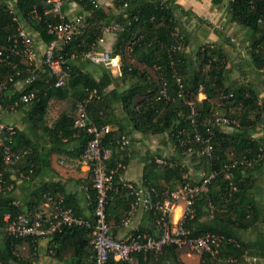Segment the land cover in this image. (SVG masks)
Masks as SVG:
<instances>
[{"label": "trees", "instance_id": "obj_1", "mask_svg": "<svg viewBox=\"0 0 264 264\" xmlns=\"http://www.w3.org/2000/svg\"><path fill=\"white\" fill-rule=\"evenodd\" d=\"M223 1L212 0V3L218 6ZM10 2H0V42L8 44V38H15L21 23L42 42L50 44L54 40L48 34V28L59 20L45 14L50 9L45 0H15L12 2L14 13L10 12ZM74 2L85 15L84 27L70 43L61 47L60 53L67 57L80 55L94 45L101 50L98 42L105 41L110 27L119 25L122 30L111 32L116 42L110 51H106L120 56L122 65L119 73L114 75L103 66L78 57L69 61L71 79L68 85L55 88V78L46 67H41L34 76L20 57L10 58L16 67L0 62V83L7 86L0 98V125L4 126L0 131L2 264H35L39 261L41 240L48 241L47 254L57 262L96 264L91 245L92 228L65 223L57 226L61 219L56 218L55 210V206L70 209L77 219L93 226L96 224L98 200L91 172L88 171L86 177V181L90 179L85 184L86 194L69 193L61 180L47 183L40 179L53 155L64 154L70 162L76 160L73 162L76 163L85 153L91 136L87 129L74 128L76 104L79 101L85 104L92 95L87 106L91 123L99 128H111L104 138L103 148L111 151L108 168L115 173L113 187L106 198V217L112 232L128 220L139 192L122 178L133 154V145L122 149V137L133 144L135 133L147 138L162 136L164 146L169 150L173 148V153L167 157L158 149L149 154L144 167L143 187L145 192L156 191L152 197L154 201L164 200L167 192L186 184L195 185L216 173L209 190L195 197L194 213L185 219V226L192 238L211 234L231 242L219 247L216 258L202 255L201 264L218 259L243 260L247 255L264 259V239L246 242L241 237V233L256 227L261 214L260 205L253 197L258 179L254 173L264 168V97L261 91L246 77L229 81V56L220 43L200 47L194 61L186 52L189 36L180 28L187 19L199 22L203 19L192 10L184 9L176 0H114L111 6L99 8L92 0H65L64 11ZM226 5L230 23L245 33L247 57L243 60L252 67L250 73H264V0H227ZM153 69L154 77L150 74ZM30 93H36L39 100L11 109L20 95ZM201 94L205 99L200 100ZM53 100H71L73 108L49 124L47 116ZM17 111L23 112V129L3 121L5 114ZM218 117L229 122L217 124ZM196 133L204 140L210 139L211 156L197 155L204 144L188 143ZM71 143H74V149H68ZM7 148L13 161L18 158L12 165L6 163ZM189 156L193 161H185ZM245 160L255 162L247 167L241 164ZM235 161L238 164L230 168L233 178L228 180V169ZM16 179L26 194H16ZM47 194L53 197L52 203L45 197ZM80 195L84 196L87 210L83 209ZM46 203H50L48 207L45 205L47 210L43 207ZM9 213L13 218L25 215L31 225L38 221L39 229L51 232L45 237H11L4 223V216ZM147 213L149 226L130 234L159 239L163 232L156 224L158 216L150 210ZM39 216L42 219H38ZM204 217L208 221H202ZM25 244L30 249L27 259L20 255V247ZM179 252L178 247L169 245L160 255L135 254L132 258L137 257L141 264H183ZM109 264L130 262L111 259Z\"/></svg>", "mask_w": 264, "mask_h": 264}, {"label": "built area", "instance_id": "obj_2", "mask_svg": "<svg viewBox=\"0 0 264 264\" xmlns=\"http://www.w3.org/2000/svg\"><path fill=\"white\" fill-rule=\"evenodd\" d=\"M9 9L11 13L15 12L14 4L15 0H9ZM96 8H99L101 4L92 0ZM46 5L50 6V9L45 11V14H51L53 17L58 18V23L50 24L48 28V34L54 37V40L50 44H46L37 39V35L31 33L24 23H21L18 34L15 38H8L9 43L0 42V62L5 65L16 67V64L10 61L12 56L20 57L23 59L24 64L27 66V70L30 74L36 75V71L41 67H46L49 70L50 75L55 78V88L66 87L71 79V68L69 65L70 60L79 59L90 60L91 62L103 66L111 73L120 71L122 65V59L120 56H113L106 50H98L94 48V45L89 51L78 54H72L70 57L60 53V49L63 45H67L72 41L75 35L84 27L85 15L76 14L73 18L69 17L67 11H64L65 0H45ZM74 5L78 3L74 2ZM37 14V13H36ZM122 30L119 25L110 27L106 32H116ZM104 39L98 42V47H102ZM31 78L27 81L29 82ZM16 86V85H15ZM7 90V86L4 83H0V98L2 94ZM202 95V94H201ZM166 96V93H164ZM93 97V95L91 96ZM91 97L85 104L81 101L76 104V119L74 121L75 129H87L91 136V140L87 146L85 153L74 163V167H79L81 170L90 171L92 174L93 185L97 191L98 204L95 210L97 217L96 224L86 222L81 219H77L70 209L64 210L55 206L57 211L56 218L61 219L57 226H61L63 223L68 225H87L92 228L93 240L91 245L96 255V264H109L111 259L118 262H130L132 256L135 254H148L160 255L163 252V248L169 245H175L180 250L189 248L198 255H210L216 258L219 255V247L231 240L219 235L207 234L204 237L192 238L191 232L185 226V219L188 216H192L194 213L193 205L195 203V197L201 193H205L209 190L211 181L216 176V173H211L208 177L201 179V182L191 185L186 184L176 191L167 192L166 198L161 201H154L152 198L155 195V190L142 194L137 192L138 201L132 206L129 213V218L124 222L127 224L129 219L133 216L137 205H144L146 210H150L157 215L156 224L163 232L162 237L156 239L152 236L142 238L135 234H129V236L123 240L116 239L113 236L112 226L107 222L106 217V198L107 193L113 187L114 183V170L108 168V162L111 158V151L103 148V142L105 136L111 132L109 126L96 127L93 126L89 119L87 112V106ZM36 93L23 94L18 97L12 106V110H16L21 105H29L34 101H38ZM2 106L0 105V111ZM194 115V113H193ZM215 122L217 124H226L229 121L218 117ZM193 124L196 122L193 120ZM4 129V126L0 125V131ZM202 143L205 146L197 152V155L211 156L213 147L210 144V139L204 140L199 133H196L193 139L188 143ZM132 142L130 139L122 137V149L131 148ZM6 163L14 164L18 161V158L14 161L10 156L9 148L6 149ZM158 163H162L161 160H157ZM255 160H245L241 162L242 165L251 167ZM238 164L235 161L227 174V179L233 178V172L230 168H234ZM232 185V184H231ZM132 188V187H131ZM234 189H236L234 187ZM46 198L52 203L54 201L52 196L45 195ZM178 202L185 203V211L180 219L176 222L174 220V211ZM50 203H47V207ZM213 208V206L211 205ZM38 219H42L41 216ZM4 223L7 224V233L14 238H26L28 236H41L44 237L49 234V230L39 229L40 223L37 221L31 225L30 219L25 215H18L15 218L12 215L6 214L4 216ZM56 228V227H55ZM54 230V228L52 229ZM0 264L2 262L0 261Z\"/></svg>", "mask_w": 264, "mask_h": 264}, {"label": "crops", "instance_id": "obj_3", "mask_svg": "<svg viewBox=\"0 0 264 264\" xmlns=\"http://www.w3.org/2000/svg\"><path fill=\"white\" fill-rule=\"evenodd\" d=\"M96 1H98L101 5H104V6H111L114 2V0H96ZM176 2L182 5L184 9L192 10L195 15H197L198 17L202 19L206 18V16L211 12L215 13V11H218L217 13H215V16L217 19L224 17L223 18L224 20L227 17V13H226L227 0L223 1V3L221 4V6H223L222 10H218L217 7L219 6H216L215 4H213L212 0H176ZM188 4L190 7L186 6ZM203 4H205L204 7L208 9L205 12L207 14L201 13V11L203 10ZM67 12L69 14V17L73 18L74 16H76V14H79L82 11H81V8H79V6L71 4L68 7ZM115 42H116L115 35L107 34L105 38V43L102 45V49L103 50L112 49ZM240 52L246 53L244 49H242L241 51H238V53ZM58 116L59 114L56 116L54 120H56ZM132 139H133L132 159L122 178H123V181L128 186H132L134 187V189L144 194L147 192V191L145 192L146 189L143 187L144 167H145V164L147 163L146 160L150 153L156 152V150L160 149L161 146L159 145L160 147L152 151L150 147L151 142L159 140V138L155 136L147 138L139 133H136L132 135ZM74 146H75L74 143L73 144L71 143L69 144L68 149H74ZM69 160L70 158L64 154L53 155L51 159V163L48 165L46 170L43 171L40 179L43 182H47V183L61 180L62 183L66 186V190L69 193H75V192L76 193L79 192L78 194H80L81 192L85 193L86 191L85 184L90 182V179L86 181L87 180L86 177L89 176L88 171L75 168L73 165L74 164L73 162H75L76 160H74L73 162L72 161L70 162ZM263 181L262 179H257L255 183L256 187L254 189V194H253V197L257 200L258 204L260 205V209H261V214L259 216L257 225L255 228H252L251 230L247 232L241 233V237L246 242H255L257 239L259 240L264 239V182ZM16 194H18L17 191H16ZM81 197L83 199V203H82L83 209L87 210L86 209L87 206L84 204L85 203L84 196H81ZM45 205H47V203L44 204L43 206L44 209L47 210ZM184 205H185L184 202L177 203L175 207V211H174L175 221L179 220V218L181 217L183 208H185ZM202 221H208V219L204 217ZM149 223H150L149 214L147 213L146 208H144V205L141 204L137 208V210L133 213V216L130 218L127 224H123L121 226H117L114 228L113 235L116 239L123 240L127 238L132 231L138 230L140 228L148 227ZM47 243L48 241L41 240L40 246L42 249L38 252L39 261L36 262L35 264H64L63 262H59V261L57 262L56 260L52 259L47 254V249H46L48 246ZM185 249H189V248H185ZM179 260L183 264L184 263L185 264H201L202 257L201 255L196 254L191 249H189L187 254H181V250H180ZM130 264H141V263L139 262V259L137 257H133L130 261ZM209 264H264V259L259 258L254 255H249V256L247 255L243 260L218 259V260L210 261Z\"/></svg>", "mask_w": 264, "mask_h": 264}, {"label": "rangeland", "instance_id": "obj_4", "mask_svg": "<svg viewBox=\"0 0 264 264\" xmlns=\"http://www.w3.org/2000/svg\"><path fill=\"white\" fill-rule=\"evenodd\" d=\"M3 1H7V0H0V2H3ZM204 5L205 4H203V10L201 11V13L207 14L205 12L208 9L204 7ZM186 6H189V4ZM218 6H219L217 7L218 10L223 9V6L221 5H218ZM217 12L218 11H215V13ZM215 13L211 12L206 16V18H203V21H206V22H203V21L199 22L195 19L185 20V23L182 26V28H180V31L187 33L189 36V39H188L189 45L188 47H186V52L191 57H193L195 61L196 52L199 50L200 47L211 45L214 43L222 44L221 46L223 47V49L227 52L229 56L228 68L231 71L229 81H234V80L240 81L245 77L249 78L248 80L251 81L253 84H255L258 90L261 91L262 97H264V73L263 72H257L256 74L250 73L253 71L251 69L252 67H249V65L243 60L247 54L245 52L238 53L236 51L237 49H245L244 47H245L246 42H244V37H245L244 31L240 27H237L236 25L231 24L227 17L224 20H223L224 17L220 18L221 20L217 19L215 16ZM111 34L112 33H110V35ZM117 74H118V71L114 70V75H117ZM150 74L152 77H154L156 75L155 70L154 69L150 70ZM203 99H205V96L202 94L200 95V100H203ZM72 108L73 107H72L71 100H65V101L53 100V102L50 105V110L47 116L48 123L51 124L58 114L60 115L63 112H71ZM22 114H23L22 111L8 112L3 117V121L5 124L12 125L14 127L23 129L24 124L22 120V117H23ZM162 140H164V138L161 136L159 140L152 141L150 144V147L152 151H154V149L156 150L158 147L161 146L160 148L161 152L163 153V155L168 157L170 156L171 153H173L174 149L172 148L171 150H169V148L164 146ZM190 159H191V156H189L188 158H186V160L185 159L184 160L187 162L193 161ZM254 174H255V177H257L258 179H262L263 181L264 168L259 173L255 172ZM199 176L200 175H198V177ZM20 187H21V182L19 183V181H17L16 179L15 189L18 192V195L26 194V191L24 189L21 190ZM21 192L23 193L21 194ZM184 211H185V208H183L182 215ZM188 251L189 249H181V254H187ZM20 255L26 259L29 257L30 249H29L28 244H25L24 246L20 247Z\"/></svg>", "mask_w": 264, "mask_h": 264}]
</instances>
